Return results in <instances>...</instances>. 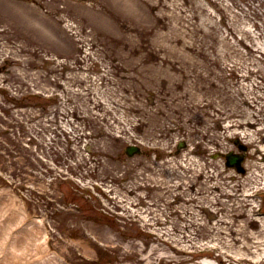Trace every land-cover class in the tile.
Returning a JSON list of instances; mask_svg holds the SVG:
<instances>
[{
    "label": "rangeland",
    "instance_id": "rangeland-1",
    "mask_svg": "<svg viewBox=\"0 0 264 264\" xmlns=\"http://www.w3.org/2000/svg\"><path fill=\"white\" fill-rule=\"evenodd\" d=\"M263 125L264 0H0V188L68 264L264 241L244 196L264 181ZM234 127L241 172L210 156L238 151Z\"/></svg>",
    "mask_w": 264,
    "mask_h": 264
},
{
    "label": "bare ground",
    "instance_id": "bare-ground-1",
    "mask_svg": "<svg viewBox=\"0 0 264 264\" xmlns=\"http://www.w3.org/2000/svg\"><path fill=\"white\" fill-rule=\"evenodd\" d=\"M94 10L97 12L96 9ZM233 121H237V123L241 122V120L238 119H230L228 120V123L230 124ZM244 135L247 136L246 131H244L243 136ZM261 149L264 151V147H261ZM263 161L264 158L258 161V164L264 167ZM262 179H264V176H262L261 180ZM12 200L10 190L7 188H0V264H65L63 258L52 254L47 249H43V246H47V241L46 236L43 233L44 227L42 226V223H40V220L35 218L31 219L26 213L15 207ZM262 218L263 217H257L254 218V220H262ZM254 232L250 233L253 234ZM260 235H264V220L261 221L260 227L257 230L256 236L259 237ZM250 236L251 238L255 237V235ZM162 240L164 243L168 242V246L171 247L170 250L175 254L184 257H191L185 255L187 246L183 245L182 242L180 244V241L174 240V242L173 240L166 238H163ZM258 241L260 240L255 239L253 242ZM263 243V240H261L258 244H247L242 249H239L238 251L240 252L236 253V257H240L238 258L240 260L239 262L241 263L242 260L244 261L246 259L252 260L254 263L259 260H264V255L261 251L263 245L262 247H260L261 245L259 246V244ZM222 247H224V245H222ZM249 247L252 248L250 251ZM140 255L141 253L138 252L137 256ZM169 256L170 251L168 248L163 256H161V259H163V257L165 260H167L166 258L172 259ZM212 258H215L216 260H213ZM217 260L218 258H216L215 255H210L209 257L204 256L198 264H218ZM244 262L246 263V261Z\"/></svg>",
    "mask_w": 264,
    "mask_h": 264
}]
</instances>
